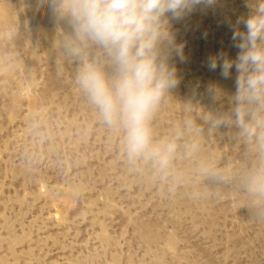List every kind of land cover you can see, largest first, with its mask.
<instances>
[{"label": "rangeland", "instance_id": "1", "mask_svg": "<svg viewBox=\"0 0 264 264\" xmlns=\"http://www.w3.org/2000/svg\"><path fill=\"white\" fill-rule=\"evenodd\" d=\"M36 3L0 0V264H264V193L248 187L264 153L205 120L229 110L237 73L225 79L208 61L235 59L233 32L251 0H216L172 21L179 84L152 128L157 141L181 135L163 170L129 159ZM212 84L222 104L209 99Z\"/></svg>", "mask_w": 264, "mask_h": 264}, {"label": "clouds", "instance_id": "2", "mask_svg": "<svg viewBox=\"0 0 264 264\" xmlns=\"http://www.w3.org/2000/svg\"><path fill=\"white\" fill-rule=\"evenodd\" d=\"M216 0H37V9L52 17L55 44L78 64L76 83L109 128L123 133L130 160L152 161L161 170L175 157L181 133L155 140L152 120L161 103L177 88L173 53L183 58L172 21H180L198 6ZM251 13L237 21L233 32L235 59L224 54L209 58L210 71L223 78L235 69V92L227 96L229 110L211 112L213 128L238 129L264 153V0H251ZM207 95L222 104L226 93L214 84ZM192 105H189L191 111ZM190 118L184 128H194ZM190 152L194 145H185ZM249 190L264 193V166L248 177Z\"/></svg>", "mask_w": 264, "mask_h": 264}]
</instances>
